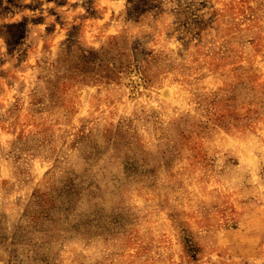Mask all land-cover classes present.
Returning <instances> with one entry per match:
<instances>
[{
  "label": "rangeland",
  "instance_id": "1",
  "mask_svg": "<svg viewBox=\"0 0 264 264\" xmlns=\"http://www.w3.org/2000/svg\"><path fill=\"white\" fill-rule=\"evenodd\" d=\"M0 264H264V0H0Z\"/></svg>",
  "mask_w": 264,
  "mask_h": 264
}]
</instances>
